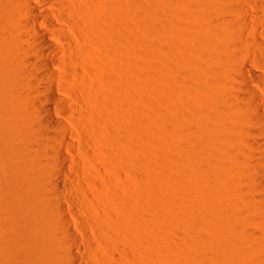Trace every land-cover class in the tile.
<instances>
[{
    "label": "rangeland",
    "instance_id": "obj_1",
    "mask_svg": "<svg viewBox=\"0 0 264 264\" xmlns=\"http://www.w3.org/2000/svg\"><path fill=\"white\" fill-rule=\"evenodd\" d=\"M71 1L97 76L80 161L100 191L81 179L89 199L74 220L62 188L84 251L58 230L51 168L24 152L30 130L1 114L0 264H264V149L251 134L264 125L249 93L264 110V0Z\"/></svg>",
    "mask_w": 264,
    "mask_h": 264
},
{
    "label": "bare ground",
    "instance_id": "obj_2",
    "mask_svg": "<svg viewBox=\"0 0 264 264\" xmlns=\"http://www.w3.org/2000/svg\"><path fill=\"white\" fill-rule=\"evenodd\" d=\"M252 8L255 6L252 5ZM240 11L245 19L248 18L246 5L240 6ZM114 34L117 44L121 46L123 32L118 29ZM254 41L263 46L262 42ZM94 51L86 24L80 18V9L71 0H0V115L11 120L0 118L17 121L19 128L30 130V147L27 144L24 152L31 150L32 155L39 152L41 158L37 156V161L39 157L45 163L40 164V169L43 165L51 168L46 172L43 166L45 173L40 170L45 175L50 171L52 177L47 174L45 179L50 187L52 184L50 189L53 191L49 197L45 194L51 201L46 199V202L54 205L51 206V213L58 217V230L73 249L81 248V242L73 231L72 222L64 215L62 188L76 197L63 198L64 202L69 199L67 208L74 220L78 218V210L85 213L84 202L89 199L81 179L89 181L92 193L100 191V183L82 173L80 161L81 154L87 160L90 158L80 128L86 122L91 127L97 119L95 117H98L97 108H94L97 104L92 101L97 96V76L82 59L83 54L89 55ZM242 74L238 75L247 81L248 75ZM249 93L255 105V120L264 125V110L260 108L262 102L259 94L250 89ZM17 122L13 124L18 126ZM251 130V134L256 136V141L253 139L255 144L264 149V127ZM23 131L27 130L24 128ZM93 136L89 137L91 141L95 140ZM21 147L25 149V146ZM28 153L26 155L32 157ZM32 158L27 160L31 165L34 163ZM254 162L258 167L257 173H264V154H255ZM35 165L32 166L37 168L39 162ZM73 171L78 176L73 175ZM259 184V189L264 191V180ZM104 187L110 190L107 184ZM261 199H264V193ZM86 241L92 242L89 237ZM80 250L84 251L82 248ZM70 260V264H82L76 256Z\"/></svg>",
    "mask_w": 264,
    "mask_h": 264
}]
</instances>
